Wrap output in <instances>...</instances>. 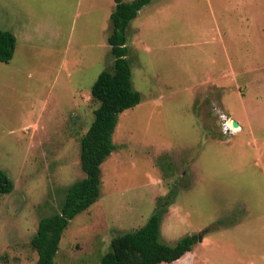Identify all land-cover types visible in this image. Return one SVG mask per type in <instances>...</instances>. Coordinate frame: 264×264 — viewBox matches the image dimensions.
I'll list each match as a JSON object with an SVG mask.
<instances>
[{
  "label": "rangeland",
  "instance_id": "374dc122",
  "mask_svg": "<svg viewBox=\"0 0 264 264\" xmlns=\"http://www.w3.org/2000/svg\"><path fill=\"white\" fill-rule=\"evenodd\" d=\"M112 7L0 0V31L14 38L0 63V171L12 185L0 194V264H35L38 220L84 177L79 141L97 107L90 86L112 64ZM125 37L140 100L118 115L99 195L68 221L54 264H99L156 211L159 243L196 236L171 264H264V0H151ZM220 116L239 131L223 133Z\"/></svg>",
  "mask_w": 264,
  "mask_h": 264
},
{
  "label": "trees",
  "instance_id": "16d2710c",
  "mask_svg": "<svg viewBox=\"0 0 264 264\" xmlns=\"http://www.w3.org/2000/svg\"><path fill=\"white\" fill-rule=\"evenodd\" d=\"M150 1L112 0L113 7L108 16L110 32L106 37L112 64L110 70L99 72L90 86V97L97 107L79 141V166L84 177L67 189L58 213L38 220L35 233L29 240L36 255L35 264H54L58 243L68 221L85 211L99 195L100 165L114 150L111 135L117 117L140 100L130 82L125 30L137 12ZM13 45V36L0 31V63L6 64L11 59ZM11 188L10 181L0 171V194L9 193ZM173 192L171 190L166 195L163 207L170 204ZM157 212L137 230L113 237L99 264H171L190 252L196 242L195 235L185 236L173 246L158 242Z\"/></svg>",
  "mask_w": 264,
  "mask_h": 264
},
{
  "label": "built area",
  "instance_id": "2783aa9c",
  "mask_svg": "<svg viewBox=\"0 0 264 264\" xmlns=\"http://www.w3.org/2000/svg\"><path fill=\"white\" fill-rule=\"evenodd\" d=\"M220 120H221V123H220V127H221V130L223 133H234V128L232 127L231 125V120L224 117V116H220Z\"/></svg>",
  "mask_w": 264,
  "mask_h": 264
},
{
  "label": "crops",
  "instance_id": "0c3cea01",
  "mask_svg": "<svg viewBox=\"0 0 264 264\" xmlns=\"http://www.w3.org/2000/svg\"><path fill=\"white\" fill-rule=\"evenodd\" d=\"M245 92L243 93V95H242V102H243V110H244V113H243V119H242V121H243V123H246V124H248V123H250V121L251 120H253L252 119V114H251V112H250V110L249 109H246V106H249V104L248 105H246L245 106ZM248 126V125H247ZM190 252H191V250H190ZM190 252H188V253H190ZM191 254V253H190ZM192 255V254H191ZM185 256V255H184ZM180 260V259H179ZM178 261V260H177ZM176 262V261H175Z\"/></svg>",
  "mask_w": 264,
  "mask_h": 264
},
{
  "label": "water",
  "instance_id": "95a60500",
  "mask_svg": "<svg viewBox=\"0 0 264 264\" xmlns=\"http://www.w3.org/2000/svg\"><path fill=\"white\" fill-rule=\"evenodd\" d=\"M231 125L233 128L237 127V123H235L234 121L231 122ZM198 240H199V238H198Z\"/></svg>",
  "mask_w": 264,
  "mask_h": 264
},
{
  "label": "bare ground",
  "instance_id": "6f19581e",
  "mask_svg": "<svg viewBox=\"0 0 264 264\" xmlns=\"http://www.w3.org/2000/svg\"><path fill=\"white\" fill-rule=\"evenodd\" d=\"M234 131L237 132L239 131V126L237 125V127L234 128Z\"/></svg>",
  "mask_w": 264,
  "mask_h": 264
}]
</instances>
